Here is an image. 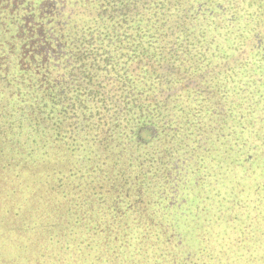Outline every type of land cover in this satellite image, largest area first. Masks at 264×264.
I'll return each mask as SVG.
<instances>
[{
	"label": "trees",
	"instance_id": "1",
	"mask_svg": "<svg viewBox=\"0 0 264 264\" xmlns=\"http://www.w3.org/2000/svg\"><path fill=\"white\" fill-rule=\"evenodd\" d=\"M60 42L0 75V264H261L264 222L221 252L215 208L264 0H68Z\"/></svg>",
	"mask_w": 264,
	"mask_h": 264
},
{
	"label": "rangeland",
	"instance_id": "2",
	"mask_svg": "<svg viewBox=\"0 0 264 264\" xmlns=\"http://www.w3.org/2000/svg\"><path fill=\"white\" fill-rule=\"evenodd\" d=\"M228 10L231 11V8ZM239 86L245 91L249 90L251 86L249 79L242 78ZM241 96L243 98L239 99ZM233 98L236 107L231 111L233 116L230 121V130L234 134L232 133L231 142H224L228 145L230 153L218 159L223 161L221 162L222 167L221 165L218 167V174L221 185L224 183L223 192L226 190V193L217 196L215 208L222 215L223 227L228 228L230 232L227 236V232L218 230L219 237L224 238L221 239L224 247L220 248V251L225 250L230 254L234 249H238L237 245H242V239L248 237L253 239L252 232L257 234L264 222V89L258 88L251 94L235 93ZM256 144L260 145L255 146ZM220 157H223V154H220ZM201 199V202L204 201L206 205V194ZM198 210H201V212L198 211L199 215L206 212L203 206L198 207ZM242 214L245 217L244 224L240 219ZM253 218L259 221L255 222ZM240 225H246V228L240 234L236 232L234 236L233 228ZM260 238L264 240V237ZM245 248L247 249L246 246ZM15 256L12 255L10 258H15ZM260 261L261 264L264 263L263 257Z\"/></svg>",
	"mask_w": 264,
	"mask_h": 264
},
{
	"label": "flooded vegetation",
	"instance_id": "3",
	"mask_svg": "<svg viewBox=\"0 0 264 264\" xmlns=\"http://www.w3.org/2000/svg\"><path fill=\"white\" fill-rule=\"evenodd\" d=\"M67 1L0 0V75L17 69L38 71L59 58ZM3 80L0 76V84Z\"/></svg>",
	"mask_w": 264,
	"mask_h": 264
}]
</instances>
